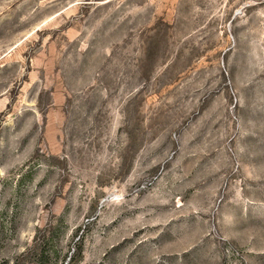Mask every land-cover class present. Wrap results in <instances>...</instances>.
Instances as JSON below:
<instances>
[{
  "label": "rangeland",
  "instance_id": "obj_1",
  "mask_svg": "<svg viewBox=\"0 0 264 264\" xmlns=\"http://www.w3.org/2000/svg\"><path fill=\"white\" fill-rule=\"evenodd\" d=\"M0 264H264V0H0Z\"/></svg>",
  "mask_w": 264,
  "mask_h": 264
}]
</instances>
